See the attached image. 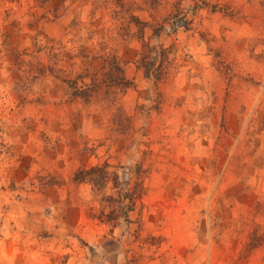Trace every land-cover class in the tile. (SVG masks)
I'll use <instances>...</instances> for the list:
<instances>
[{
  "label": "rangeland",
  "instance_id": "obj_1",
  "mask_svg": "<svg viewBox=\"0 0 264 264\" xmlns=\"http://www.w3.org/2000/svg\"><path fill=\"white\" fill-rule=\"evenodd\" d=\"M0 264H264V0H0Z\"/></svg>",
  "mask_w": 264,
  "mask_h": 264
},
{
  "label": "trees",
  "instance_id": "obj_2",
  "mask_svg": "<svg viewBox=\"0 0 264 264\" xmlns=\"http://www.w3.org/2000/svg\"><path fill=\"white\" fill-rule=\"evenodd\" d=\"M155 51V47L143 45L142 51L140 52V58L137 60V66L138 69H142L145 76L149 75V72L152 70L153 77L158 80L161 79L164 51H159L156 55ZM155 62H158L155 69L156 71L152 69V67L155 66ZM108 168H110V165L106 162L102 165L90 167L89 169L80 168L74 173L73 180L79 183L88 182L92 185V189L98 192L106 182L111 179L112 174V181L117 178V174L109 173ZM128 182H126V185ZM115 183L117 182L115 181L114 184ZM139 197V191H135L128 187L123 190H118L114 195L104 197L102 202H105L108 208V211L106 213L104 211L103 213L105 220L107 222H115L122 217L125 220L128 212L132 211L134 204Z\"/></svg>",
  "mask_w": 264,
  "mask_h": 264
}]
</instances>
